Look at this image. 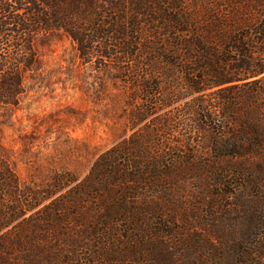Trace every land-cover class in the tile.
Listing matches in <instances>:
<instances>
[{"label": "trees", "instance_id": "trees-1", "mask_svg": "<svg viewBox=\"0 0 264 264\" xmlns=\"http://www.w3.org/2000/svg\"><path fill=\"white\" fill-rule=\"evenodd\" d=\"M57 36L131 133L44 187L0 141V264H264V0H0V135Z\"/></svg>", "mask_w": 264, "mask_h": 264}, {"label": "rangeland", "instance_id": "rangeland-1", "mask_svg": "<svg viewBox=\"0 0 264 264\" xmlns=\"http://www.w3.org/2000/svg\"><path fill=\"white\" fill-rule=\"evenodd\" d=\"M37 52L0 141L19 179L44 187L55 173L81 179L99 154L130 135L129 92L115 66L108 74L99 63H82L66 37L38 43Z\"/></svg>", "mask_w": 264, "mask_h": 264}]
</instances>
